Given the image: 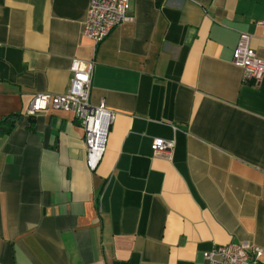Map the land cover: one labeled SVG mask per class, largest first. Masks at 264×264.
Instances as JSON below:
<instances>
[{
  "label": "crops",
  "instance_id": "1",
  "mask_svg": "<svg viewBox=\"0 0 264 264\" xmlns=\"http://www.w3.org/2000/svg\"><path fill=\"white\" fill-rule=\"evenodd\" d=\"M89 0H0V264H205L264 251V78L243 82L240 33L264 59V0H131L94 49ZM93 60L89 102L113 113L94 169L70 112L28 115ZM156 138L172 158L153 156ZM264 262V252H262Z\"/></svg>",
  "mask_w": 264,
  "mask_h": 264
},
{
  "label": "built area",
  "instance_id": "2",
  "mask_svg": "<svg viewBox=\"0 0 264 264\" xmlns=\"http://www.w3.org/2000/svg\"><path fill=\"white\" fill-rule=\"evenodd\" d=\"M131 0H89L83 35L96 49L117 25L132 20L129 14ZM251 36L240 33L233 52V63L242 69L243 82H259L264 78V59L257 56L250 44ZM94 61L72 59L70 84L63 94L37 93L30 100L28 115L49 109L72 113L80 122L88 153V166L94 169L104 151L103 141L113 113L102 101L89 102ZM174 141L156 138L152 141L153 156L170 160ZM262 248L248 241L214 246L204 253L205 264H264Z\"/></svg>",
  "mask_w": 264,
  "mask_h": 264
}]
</instances>
